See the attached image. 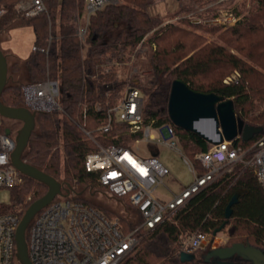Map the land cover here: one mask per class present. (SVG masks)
<instances>
[{"label":"trees","instance_id":"obj_1","mask_svg":"<svg viewBox=\"0 0 264 264\" xmlns=\"http://www.w3.org/2000/svg\"><path fill=\"white\" fill-rule=\"evenodd\" d=\"M18 1H0V6L7 8L0 18V37L13 25H30L35 34L34 46L46 52L34 50L24 64L17 60L9 64L22 80L8 83L1 99L7 106L25 107V84L47 79L59 82L63 111L37 114L36 129L23 159L65 185L112 196L98 183L97 176L86 170L85 162L89 153L98 150L97 145L130 147L140 136L131 134L128 125L119 121H115L107 133L99 130L106 117L107 101L110 98L111 104H115L127 85L142 92L145 122L173 126L183 151L190 158L208 151L212 144L171 122L168 104L175 80H182L196 92L232 99L237 116L245 124L261 127L264 132V0H254L258 5L253 13L219 33L223 43L208 42L202 34L182 25L162 26V17L148 11L157 0H120L106 5L92 15L85 43L76 35V17L86 11V0H45L47 11L32 18H26L16 9ZM187 1H177L176 13L191 8L185 4ZM152 31L154 33L136 53L132 66L113 68L109 72L100 67L129 61L142 39ZM134 69L138 72L133 74ZM235 71L239 73V80L224 83ZM107 84H111L112 89H106ZM96 103L103 106L101 111L94 108ZM83 104L88 106L86 128L96 142L87 139L81 130L78 118ZM5 120L8 119L1 117L0 133L9 129L3 123ZM11 133L15 134L12 130ZM260 135L250 142L238 138L236 144L247 147ZM197 166L202 174L203 170ZM239 190L248 192L233 206L227 225L231 227L227 247L242 243L264 251V190L250 169L237 166L192 198L173 221L149 233H139L135 249L118 264H214L206 262L205 258L182 262L179 257L181 238L199 233L213 234L224 223L226 208ZM9 191L10 204L6 209L22 219L30 205L47 193L48 187L23 175L22 183ZM112 199L118 202L113 196ZM74 200L98 208L110 218L117 216L82 194L75 193ZM122 203L137 215L125 199ZM119 219L127 233L138 223L121 216ZM232 261L250 264L241 258Z\"/></svg>","mask_w":264,"mask_h":264},{"label":"built area","instance_id":"obj_2","mask_svg":"<svg viewBox=\"0 0 264 264\" xmlns=\"http://www.w3.org/2000/svg\"><path fill=\"white\" fill-rule=\"evenodd\" d=\"M1 1V0H0ZM112 0H86V11L76 17V35L82 43L89 35V24L92 15L102 10ZM178 1V0H177ZM241 0H188L191 8L182 12L177 18L165 22L169 24L185 23L190 27H220L227 29L235 26L243 18L239 13ZM181 4V3H179ZM184 5V4H182ZM16 9L26 18L36 17L47 11L45 0H19ZM7 12L0 6V18ZM154 31L147 34L139 43L135 52L127 62H113L101 65L109 72L121 66H132L136 61V53L143 48L144 42ZM153 47L156 46L153 44ZM35 51L46 52L35 47ZM133 70V74L137 73ZM99 75V70L96 76ZM239 80L235 71L224 80L229 84ZM105 88L112 89L111 84ZM25 107L32 112H62L60 104V84L47 79L40 83H28L23 86ZM145 99L140 89L127 85L120 93L115 104L107 101L106 117L99 130L107 133L115 121L125 123L129 132L140 135L131 147L97 145L98 150L86 156L85 167L97 176L98 183L121 201L125 199L137 212L136 227L125 232L119 217L110 218L103 211L89 205L74 202L67 197L55 198L46 208L33 219L27 239L28 252L33 264H118L139 243L138 234L151 232L175 216L189 201L218 180L233 172L237 166L250 169L264 190V132L249 146L243 147L235 141L212 144L206 152L197 153L190 158L179 148L178 135L171 125L155 126L154 122L146 123L144 118ZM96 103V111L102 110ZM88 116L87 104L82 105L78 118L80 127L86 138L94 142L91 132L86 128ZM159 132L162 140H157L152 129ZM171 141H168L167 138ZM16 135L0 133V193L20 185L23 175L13 166L11 161L15 149ZM144 142L150 156H143L140 147ZM157 143L165 144L182 155L184 163L193 174L194 180L169 200H162L156 190L164 184L168 170L159 161L152 149ZM203 170H200L197 166ZM31 199L30 197L28 198ZM7 205L0 198V264H16V231L21 221L16 213L8 211ZM136 223V222H135ZM211 234H194L181 238L180 253L196 254L206 243Z\"/></svg>","mask_w":264,"mask_h":264},{"label":"water","instance_id":"obj_3","mask_svg":"<svg viewBox=\"0 0 264 264\" xmlns=\"http://www.w3.org/2000/svg\"><path fill=\"white\" fill-rule=\"evenodd\" d=\"M118 0H112L116 4ZM8 59L0 49V116L2 118L19 121L21 129L17 132L16 146L11 156L13 166L24 176L30 177L48 187L47 193L33 202L23 215L16 231L17 260L20 264H33L29 257L27 230L35 216L58 196L68 197L74 192L70 184H64L56 178L29 164L23 159L28 148L30 138L36 129L37 113L27 107H11L2 102V94L8 84ZM168 113L171 122L186 131L193 132L211 144L235 141L241 138L250 142L262 133L261 127H253L244 123L236 114L232 99H224L215 93H200L189 88L182 80H175L172 84ZM10 135L11 130L7 129ZM247 190H239L232 197L225 211L224 223L214 231L213 236L221 233L229 224L233 214V206L238 204L240 197ZM122 202L120 199H117ZM204 248V246L202 247ZM182 262L195 261L196 254L181 252ZM241 258L250 264H264V251L252 245L235 243L230 247H218L208 251L205 261L214 264H236L232 260Z\"/></svg>","mask_w":264,"mask_h":264},{"label":"rangeland","instance_id":"obj_4","mask_svg":"<svg viewBox=\"0 0 264 264\" xmlns=\"http://www.w3.org/2000/svg\"><path fill=\"white\" fill-rule=\"evenodd\" d=\"M120 0H118L119 2ZM117 2V3H118ZM4 4V3H3ZM181 2L180 6H183ZM257 2L254 0H241L239 2L238 8L239 13L242 15V18L247 16L250 13H253L256 10ZM179 7L177 0H157L156 3L149 8V12L153 15L160 16L164 20L163 23L173 20L181 15V13H176L177 8ZM182 25L192 31H195L199 34H202L206 37L208 42L217 41L223 43L219 39V33L223 30L220 27H208L210 29H218L217 32L210 30H203L198 27H190L185 23L178 24ZM228 29V28H227ZM35 34L33 27L30 25H13L10 27L1 37H0V49L8 59V64L12 63L14 60H17L20 64H24L26 60L30 57L32 52L35 49L34 46ZM233 51V50H232ZM235 52V51H233ZM24 75V70H22ZM18 76V73H14L10 66L8 71V83H15L16 80H22ZM1 116H0V125H1ZM4 125L11 129L15 134L21 129L22 124L15 121L5 120ZM152 134H154L157 140H162L158 131L154 128L152 129ZM17 135V134H16ZM168 141L171 139L168 137ZM179 148H182L180 141L178 140ZM134 143L131 144V147ZM141 150V154L145 157L150 156L151 152L149 151L147 145L144 142L138 145ZM153 151L156 153L157 158L163 164V166L168 170V175L164 178V184H162L155 192V194L162 200H169L173 197V194L178 193L184 187L188 186L193 180L194 176L189 171L187 165L184 163L182 155L175 151L174 149L168 147L165 144L157 143V145L152 147ZM62 183V182H61ZM74 192L69 197V200L74 201L75 193L82 194L84 198L90 199L96 204L112 211L117 216L114 217H124L127 219H138L135 212L129 207L123 205L122 202H116L112 199V196L102 194L99 191H90V190H78L73 188ZM10 191L5 190L0 193V198L6 205L10 204ZM92 194V195H91ZM60 199H65L58 197ZM126 201V200H125ZM119 215V216H118ZM231 227L226 226L221 233H218L216 236L211 234L209 242L204 245V248H201L196 256L197 259L205 258L208 251L218 248V247H227L229 238H230Z\"/></svg>","mask_w":264,"mask_h":264}]
</instances>
